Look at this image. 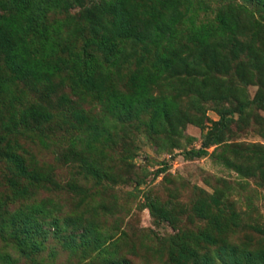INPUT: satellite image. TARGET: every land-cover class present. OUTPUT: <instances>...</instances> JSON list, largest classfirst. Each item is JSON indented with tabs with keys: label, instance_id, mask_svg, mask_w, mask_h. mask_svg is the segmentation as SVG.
I'll use <instances>...</instances> for the list:
<instances>
[{
	"label": "rangeland",
	"instance_id": "obj_1",
	"mask_svg": "<svg viewBox=\"0 0 264 264\" xmlns=\"http://www.w3.org/2000/svg\"><path fill=\"white\" fill-rule=\"evenodd\" d=\"M0 264H264V0H0Z\"/></svg>",
	"mask_w": 264,
	"mask_h": 264
},
{
	"label": "trees",
	"instance_id": "obj_2",
	"mask_svg": "<svg viewBox=\"0 0 264 264\" xmlns=\"http://www.w3.org/2000/svg\"><path fill=\"white\" fill-rule=\"evenodd\" d=\"M204 153L203 149H199L197 151H188L186 152L184 155L187 156L189 159L195 158V157H199L201 154Z\"/></svg>",
	"mask_w": 264,
	"mask_h": 264
}]
</instances>
